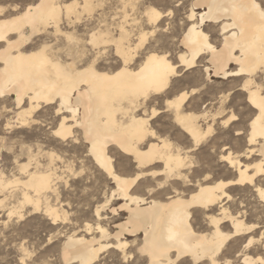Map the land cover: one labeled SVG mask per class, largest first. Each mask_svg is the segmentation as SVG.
<instances>
[{"label": "bare ground", "instance_id": "6f19581e", "mask_svg": "<svg viewBox=\"0 0 264 264\" xmlns=\"http://www.w3.org/2000/svg\"><path fill=\"white\" fill-rule=\"evenodd\" d=\"M36 4L44 5V7L32 6L31 17L27 20L16 19V5H12L13 8L8 11L12 13L11 15L0 14V35L4 36V39L0 40V93L14 95L16 108L21 109L17 113L21 122H26L27 117L42 105H56L54 111L61 113L60 120L70 122L65 126L71 127L72 131L74 128L80 130L83 142L88 144L87 151L93 158V163L112 180L117 188L116 195L123 201L118 206L119 209L127 212L125 219L114 224L113 231H109L101 224L102 222L97 221L93 227L95 234L92 232V226L86 225L85 234L68 235L61 246L62 261L65 264H95L100 261L101 251L113 250L114 244L130 241L128 237L132 238L133 242L147 244L149 251L158 250L162 244H170L172 252L169 255L171 259L175 260L176 255L172 253H176L177 249H183L190 254H202L216 246V243L219 242V234L232 235L237 232L236 225L241 222V219L229 213L223 207L224 204L221 205L223 199L230 197L224 187L230 185H247L248 187V177L256 175L260 171V167L264 166V119H261L259 110L255 111V114L249 110L252 106L247 102V93L243 87L244 81L247 79L245 69L251 62L264 55V48H262L259 39L261 35H264V20L261 19L258 11L251 8V0H192V4L190 3L191 7L201 8L202 11H198L197 14L190 7L191 11L188 16L190 24L180 40H184L186 35L189 36L191 47L186 51L189 53V58L194 54V64L198 65V61L206 59L203 69L208 70L205 72L207 82L211 81L212 77L233 78V86L244 95L243 101L248 110L246 118L249 135L247 148L243 155L232 156L230 151L220 154L221 159H224L230 169L236 170L234 179L219 180L211 184L204 182V184L196 185V188L188 194L184 193L187 190L178 189L177 184L178 181H181L182 186L187 188L191 187L193 183H188L180 178L181 176L187 177V180L190 181L188 172L191 171L190 167L193 164L191 152L185 149L183 158L177 160V154L172 152L171 146L181 147V145L174 144L156 133L150 122L154 117L144 114L146 108L141 111L139 106L132 107L126 102L125 98L129 90L127 77L122 75L119 79H105L98 75L104 71L100 67L97 68L96 73H89L86 71L87 65L81 68L73 59L57 57L61 67L63 65L72 66L71 72L66 75L68 69L58 71L54 66L56 62L51 59V55L58 56V53L55 51L54 43L48 41V37V40L44 39L38 45L31 47L30 43L34 42L33 39L43 33L44 35L51 34L54 39L58 38V33H67L68 31H63L60 26L63 19L72 24L79 22L81 15L78 14L85 10L82 7L74 9L69 17L67 8L61 9L60 5H71L73 0H36ZM0 7L9 10L7 5L0 4ZM26 11L27 7H25ZM162 17H164L163 14L160 19L154 20L152 24L148 25L156 28L162 21ZM33 18H35V23ZM145 18L147 20V17ZM49 29H52V32H49ZM205 29H210V33H218L220 37L218 41L211 40V34ZM147 35V31L140 29L128 41L130 47L127 50L126 58L129 63H134L139 50L146 43ZM142 36L143 41H141ZM117 39H119V35H117ZM45 42L52 47L48 49V53H41L40 48L44 46ZM180 54L183 55V53ZM144 60H147V56L144 57ZM97 63L99 64V60ZM168 63L172 65L174 72L170 73V69L163 63L154 62L145 65L142 61L138 62L135 69H129V71L138 73L142 71L141 79L145 85L164 83L166 85L164 92H167L172 80L180 75L179 68L183 67L178 62L169 61ZM115 71L119 72L120 69H115ZM108 75L111 76L112 72L109 71ZM237 80H239V86H236ZM233 86L230 87L234 88ZM160 94L163 93L155 95ZM177 96L172 100H176ZM187 97L179 103L177 108L172 109V114L173 121L178 125L182 136L184 135L192 141V146H190L192 149L210 133L209 128L213 130L212 125L216 118H222L224 124L227 121V126L228 123L234 122L231 120V116L237 117L231 109L227 111L228 100L226 98H223V105L220 104L221 99H218V106L216 110L214 109V113L208 112L212 119L207 124L208 118L204 116V113L185 112L183 104ZM168 100L165 101L166 105ZM25 101H27L26 108L22 106ZM229 104L231 103L229 102ZM228 113L229 115L226 116ZM200 122L207 124H205V129H202ZM60 140L63 142L65 139L60 138ZM113 149L126 156H131L137 169L140 167L146 169V173L138 170L137 175L140 176V179L145 176L152 177L154 185L149 189L154 191L148 189L147 197L135 194L134 190L138 180L119 175L116 172L114 161L110 155V150L113 151ZM251 155L257 156V159L251 161ZM33 157L30 154L26 162L19 164L18 168L24 175V179L15 178L7 181L0 175V193H3L8 185H21L23 187L21 203L32 205L35 211L39 209L41 199H43L45 213L53 221H56L60 218V214L55 207L48 203V193L49 191L56 193L55 180L59 176L53 170L54 168L49 166V163L45 168H41V163ZM48 158L51 163L52 153H48ZM241 158L244 160L250 158L251 162H244ZM32 161L34 162L32 163ZM178 163L187 167L180 168V174L171 179L166 177L165 173L169 169L176 168ZM31 165H33V169ZM159 177H164V179ZM192 177L194 178V176ZM157 185H162V187H157ZM28 189H31L33 195L28 193ZM114 192L113 194H115ZM174 192H178L180 195L176 196L173 194ZM5 199V196L0 199V206L4 204ZM218 204H220L219 215L211 214L215 209L213 207ZM102 208L103 206L96 208L97 219L101 217ZM195 209L196 212L197 209H201L205 213L210 212L207 215L213 226L211 233L197 232L193 228L192 212ZM111 210L114 213L116 211L115 208ZM10 212L16 213L17 211L12 208L9 210ZM224 222L225 224L228 222L232 228V231H228L229 233L221 230V225ZM101 228L104 229L103 232L99 231ZM140 236L141 238L138 239ZM250 239L253 238L250 237ZM184 258L191 257H182V259Z\"/></svg>", "mask_w": 264, "mask_h": 264}, {"label": "rangeland", "instance_id": "374dc122", "mask_svg": "<svg viewBox=\"0 0 264 264\" xmlns=\"http://www.w3.org/2000/svg\"><path fill=\"white\" fill-rule=\"evenodd\" d=\"M103 2L105 6L102 9L99 8L95 12H92L91 15L83 12L84 14L81 15V20L79 22H75L72 24L67 23V21L63 19L60 24L62 30L82 34L87 31L90 25H99L101 23L99 17L101 16L104 17V22H106L108 26L116 24L117 21H124V15L117 11V8L121 7L122 5V0H103ZM159 2L160 0H157V3ZM169 2H171V0H169ZM175 2L177 5L181 4V0H175ZM190 3L192 4V0H189L188 2L187 11H185L183 7H180L178 12L169 8L168 11H172L173 16L170 18L166 16L162 17V21L159 22L156 28L148 25V23H146V18L141 16V12L144 11V9L137 8L135 12H133L131 9H128L126 11V14L130 17V19L128 20L129 29H137L135 31V34H137L140 29H144L148 32L146 43L144 47L139 50V52H150L152 48L159 46L165 39H170V41L173 43L178 38L181 39L183 33L186 31L187 27L190 24V22L188 21V16L191 8H193L194 11L197 12V14L199 13L198 11H202L201 8L197 9L195 7H191L192 5ZM0 4L5 6L7 5L9 9L8 11H10V9L16 5L13 0H4V2ZM9 5H11V8H9ZM150 6L155 7V5ZM114 17L116 19H113ZM132 18L140 21L139 26L133 23ZM165 28L170 29L171 32H179L181 35L177 37L176 35L169 36L167 34H164L163 29ZM152 30L153 32L155 31V35L153 34V32H150ZM205 31L211 34L210 37L213 41H218V38H220L218 36V33H210V29H205ZM49 32H52V29H49ZM47 37L49 38V40ZM53 37L54 36H52L51 34L47 35L46 33L44 35L43 33L34 38V42L30 43V45L31 47L36 46L45 39L50 41L51 43H54V46L56 47V45L59 43V36L57 39H54ZM204 59L198 61V70L200 68H204L203 65L206 64V59ZM140 61L141 60L137 56L134 60V63L137 65ZM117 62L118 60L113 49L112 54L105 55L102 60H99L100 69H113ZM181 69L182 68H179L180 75L172 80L168 88V91L170 90L173 95L169 97L167 95H164V93L160 94L164 95V103L167 99L175 98L177 95H179L180 92L188 91L189 93H191L192 89L190 87V84L192 83V77L190 74H187L188 69ZM233 85V78L222 79L221 77H212L211 81H208L206 84L199 85V90L195 93L194 96L191 94L188 95L187 100L183 104V109L185 110V112L202 114L205 111V106H207V111H210V113H214L216 107L218 106V101L220 99L226 98L228 100L227 111L231 109L239 118L237 121L228 123L227 126L222 122V118H216L212 125L213 130L208 133L198 144H196L195 147L193 146L192 152L190 153L191 158H193L191 159L193 164H191V171H189L190 173L188 172V178H190V181H192L193 183L191 182V187L188 186L187 188L185 186H182L183 183L181 181H178L177 184L178 189L182 191L187 190L184 191L185 194L193 191L196 188V185L204 184V182L207 183L208 180L211 181V184L215 181H228L236 177V170H234L233 168L230 169L224 159H221V155L226 154L229 151L232 152V156L243 155L247 148L249 127H245V122H248L246 118L248 110L246 108L245 102L243 101L244 95L236 90V87ZM230 86H233L235 89ZM226 95H228L229 98L228 96L226 97ZM14 98V95L8 94H2L0 96V124H2L3 126L0 127V175L7 181H11L15 178L24 179V175H22L18 167L20 163H24L28 160L30 154L33 155V158L38 160L39 163H41V168H45L48 163L49 166L53 165L51 168H54L53 170H55V173L59 176V178L55 180V192L57 194L49 191L48 203L58 210L60 218H58L56 221H53L51 217L48 216L47 213H45V202L43 199H41L39 209L35 211L32 205L21 203V189L23 188L21 185L16 186L12 184L10 187H7L3 193H0V199L3 198V196L6 197L4 204L0 206V233L3 234L0 235V259L8 260L12 258L13 253L18 252L19 244L17 240L13 238V236H19L22 233L26 232L37 241L52 239L54 237L53 250L58 252L60 264H65L61 259L62 257H60L61 246L64 239L68 235L75 233H77L76 235L85 234L86 225H91L93 229L97 221L102 222L101 224L109 231H113L114 224L125 219V216H127V212L125 210L121 211L118 207L123 201L118 199V196L116 195L117 188L115 187V184L111 179L107 177L104 172H102L101 169L98 168V166L95 165V163H93L94 160L90 156L88 151L85 153V147L88 148V144L83 142L80 130L78 128H74L73 136L68 138L67 140H64L63 142L60 139L50 135L51 126L46 117H48L49 115H55L54 109L56 105H42L37 110H34L30 116H26V123L21 122L20 117L17 115V113L21 109L16 108ZM213 101H215L216 104ZM229 102L231 104H229ZM157 103L158 101L154 100L153 106H155ZM22 106L26 108L27 101H25ZM166 106L167 105L165 104V108ZM184 106L186 107V109ZM197 108L199 110H197ZM156 110L159 111L158 113H160L159 118L154 117V121H150L156 133L161 135L163 138L169 139L174 144H177V139H179L183 141L184 144L192 146V141L189 140L186 136H182L178 125H176V123L173 121V110H169L166 108V111H161L159 107H157ZM146 112H150V110L146 108ZM228 115L229 113L226 116ZM208 120L209 119H207L206 121L207 124L208 122H211L210 120ZM217 120L219 122H217ZM206 123L200 122V124L202 125V129L206 128ZM237 131H239L240 133H238ZM180 134L181 137L179 138ZM24 145H27L32 152L26 151L23 148ZM32 145H35V147L33 148ZM9 148H11L12 150L8 151ZM111 150L110 155L114 161V168L119 175L120 172L117 171V169L129 171L133 170V167L136 165L133 162L131 156H126L119 151H116L115 149H113V151ZM48 153H55L56 156L59 157V160H52L51 164L48 158ZM85 156L90 157L91 163L89 164L87 163V161H85L87 171H85L82 175L76 176L72 171H65L67 164L64 162L66 160H70L73 158H76L78 160H85ZM254 156L255 155L250 156L251 161L252 159H257V156ZM250 158L246 160L241 158V160L244 162H251ZM33 162L34 161H32V163ZM33 165H31L32 169ZM93 165L95 166V169H93ZM5 168L7 169V171H5ZM14 168L15 172H13ZM73 169L76 172L80 171V168L75 164H73ZM137 173L138 169L136 171V174ZM192 176H194V179ZM204 177H207L208 180L205 181ZM153 185L154 182L152 177H142L137 181L134 192L136 195L147 197V190L150 186ZM244 186L230 185L224 187L226 193L230 195L231 199H223L221 205L224 204L223 207L226 208L229 213L234 216H238V218L241 220L243 214L244 224H250L252 223V221L249 219L248 210L245 207V199L243 198L250 196V193L247 191L249 186ZM27 191L30 195H33L31 189H28ZM113 192L115 194H113ZM219 205L220 204L213 207V209L215 208V211L213 210L211 214L219 215ZM101 206H103L100 211L101 217L97 219L95 211L96 208H99ZM12 208H15V210L18 212V215H14L10 219L8 213ZM112 208L116 209L115 213L111 210ZM192 213L193 228L197 232L207 234L211 233L213 230V226L210 224L207 215V213L209 214L210 212L205 213L201 209H197L196 212L195 209ZM93 220H95L96 222L93 223ZM256 220H259V216H256ZM221 230L225 233H229L230 231H232V228L228 222H226V224L224 222L221 225ZM92 232L95 234L94 229ZM140 238L141 236L138 237V239ZM251 238L258 239V237ZM131 239L132 238L128 237V240ZM27 240L28 235H25L24 241ZM21 243H23V241H21ZM109 250L110 249L101 251L99 256L100 261L96 262L95 264H111L114 251L112 249L110 251ZM253 250L254 249L250 250L248 252V255H251V251ZM253 259H255V257H253Z\"/></svg>", "mask_w": 264, "mask_h": 264}, {"label": "snow or ice", "instance_id": "6c2138e0", "mask_svg": "<svg viewBox=\"0 0 264 264\" xmlns=\"http://www.w3.org/2000/svg\"><path fill=\"white\" fill-rule=\"evenodd\" d=\"M4 0H0V3H3ZM17 5L16 19L18 20H27L31 17L32 6L38 8L44 7V5H37L36 0H13ZM189 0H181V4L177 5L175 0H160L157 3V0H122V7H118L117 11L124 15V21H117L116 24L108 26L104 22V17H99L101 23L99 25L92 24L88 27L87 31L84 33H73L69 31L67 33H58L59 43L56 45L57 55H51V59L54 60L55 67L58 71L63 69H68L66 75L71 72V65H63L61 67L60 61L57 57H68L73 59L74 62L78 64L79 67L84 68V65H87L86 71L89 73H96L97 68L100 65L97 63L98 60H102L105 55H110L113 52V49H116L115 55L118 60L117 64L113 69H105L102 73L98 75L103 76L105 79H119L122 75L127 77V83L129 84V90L126 96V102L132 106H139L141 111L144 108H148L150 112L144 113L149 117L159 118L160 113L156 111V108L159 107L161 111H166L164 103V95L171 97L173 93L169 90L164 92L166 85L164 83L160 84H149L145 85L141 79L142 71L135 72L129 71V69H135L137 65L135 63H129L127 60V50L130 45L128 41L132 36L135 35L137 29H129L128 20L130 17L126 14L128 9H131L133 12L140 9H146L141 12L142 17H147L146 23L152 24L154 20L160 19L163 14L166 17H172L173 12L168 11L169 8L174 11H179L180 7H183L187 11ZM150 5H155L152 7ZM105 6L103 0H73V4L64 5L61 4L60 8H67L69 12V17H71L74 9L83 8L85 12L91 15L92 12H95L99 8ZM25 7L27 11L25 12ZM54 7V6H52ZM11 8V5H9ZM251 8L259 12L260 17L264 20V0H251ZM0 14L11 15L12 13L8 12L3 7H0ZM22 14V15H21ZM84 13H79L78 15H83ZM51 19V17H49ZM113 19H116L115 17ZM133 23L139 26L140 21L132 18ZM35 23V18H33ZM186 26V25H185ZM118 29V31H117ZM163 33L167 35H176L179 37L181 34L179 32H171L170 29H163ZM155 35V31L153 32ZM119 35V39H117ZM4 36L0 35V40H3ZM262 48H264V35L259 37ZM143 41V36L141 37ZM52 45L47 42L44 43V46L40 48L41 53H48V49ZM139 48V45L137 46ZM191 47L189 36H185L184 40L179 38L173 43L170 39H165L163 43L159 46L151 49L150 52H139L138 58L143 62V64L148 65L154 62H160L165 64L169 69L170 73L174 72L172 70V65L168 63L169 61L178 62L183 68L188 69V73L192 77V83L190 87L192 89L191 93L188 91L180 92L176 100L169 99L167 103V109L177 108L179 103L188 95H195L199 90L200 84H206L207 78L205 77L206 69L200 68L198 70L197 65L193 63L194 54L189 58V53L186 51ZM180 53H183L181 55ZM147 56V60H144V57ZM123 64V67H121ZM115 69H120L119 72H116ZM111 71L112 75L109 76L108 72ZM247 79L244 81L243 87L245 93H247L246 99L248 104L252 107L249 109L253 114L255 111L259 110L261 112V119H264V55H262L257 60L251 62L249 66L245 69ZM236 86H239V80L236 82ZM179 91V90H178ZM156 93H164V95H155ZM3 93H0L2 95ZM158 101V103L153 106V101ZM215 103V101H213ZM223 99L220 100V104L223 105ZM197 110H199L197 108ZM139 114V113H137ZM61 113L57 112L55 115H49L46 117L50 123V135L60 139L63 138L67 140L72 137L73 131L71 127H66V123L60 120ZM204 116L209 120L212 119L209 116L207 111V106H205ZM199 119V117H197ZM231 120L236 121L237 117L235 115L231 116ZM219 122V121H217ZM227 124V121L225 122ZM0 127H3L0 124ZM245 127H247V122H245ZM55 131H51V130ZM212 129L209 128V132ZM155 135V133H152ZM177 144L171 146L172 152L176 153V159L181 160L183 158L184 150L192 152V148L188 144H184L183 141L177 139ZM34 148L35 145H32ZM167 147V145H165ZM26 151H31L27 145H24ZM12 149L9 148L8 151ZM87 148L85 147V153ZM227 159V157H224ZM53 161L59 160V157L55 153H52ZM85 161L91 163L90 157L85 156V160H78L76 158L66 160L64 163L67 164L65 169L66 172L72 171L74 175L80 176L87 168L85 166ZM73 164L80 168L79 172L74 171ZM53 165H50L52 167ZM187 166L178 163L177 167L174 169H169L165 176L169 179L179 175L180 168H186ZM93 169L95 166L93 165ZM140 172L146 173V169L140 167L138 169ZM5 171L7 169L5 168ZM122 176L132 177L133 180H140V176L136 174L137 168L133 167V170H121L117 169ZM15 172V168L13 169ZM155 175V174H153ZM164 179V177H159ZM186 182L188 181L187 177H180ZM194 179V178H193ZM227 179V178H225ZM35 180V178H34ZM204 180H208L207 177H204ZM249 187L247 191L250 193L249 197H243L245 199V207L248 210L249 219L252 221L250 224H244L243 214L242 220L239 222L236 227L237 232L232 233V235L219 234L216 246L210 249L209 252L205 253H195L190 254L183 249H177L176 259L173 260L170 258V253L172 252V246L170 244L160 245L158 250L149 251L147 244H141L138 242L128 241L126 243L114 244V255L111 264H264V166L260 167V171L254 175L248 177ZM203 182V181H202ZM208 182H211L208 180ZM19 183V181H16ZM110 183V181H109ZM259 185V187H257ZM11 185H8L10 187ZM157 187H162V185H157ZM149 191H154L149 189ZM176 196H179L180 193L174 192ZM231 199V197H227ZM59 207V205H58ZM99 214V213H97ZM17 213L10 212L8 213L9 218L11 219ZM256 216H259V220H256ZM96 221L93 220V223ZM103 232L104 229H99ZM243 233V234H241ZM0 235H3L0 233ZM28 235V240L24 241V236ZM249 237H258V239H249ZM19 244L18 252L12 254V258L8 260L0 259V264H60L58 257V252L53 250V240L45 239L37 241L28 233H22L19 236H13ZM171 240V237H169ZM23 241V243H21ZM246 241V242H245ZM251 255H248L250 250ZM191 257L184 258L182 257ZM255 257V259H253Z\"/></svg>", "mask_w": 264, "mask_h": 264}]
</instances>
